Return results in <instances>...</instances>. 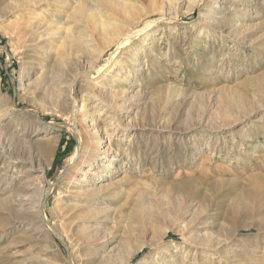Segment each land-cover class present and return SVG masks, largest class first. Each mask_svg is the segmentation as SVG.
<instances>
[{"label": "rangeland", "instance_id": "rangeland-1", "mask_svg": "<svg viewBox=\"0 0 264 264\" xmlns=\"http://www.w3.org/2000/svg\"><path fill=\"white\" fill-rule=\"evenodd\" d=\"M123 2L136 31L150 36L118 40L111 25L127 19L109 7L98 8L101 25L71 22L92 51L73 38L75 52L54 44L46 64L59 56L75 72L100 57L92 98L87 79L72 85L69 74L62 91L34 101L28 86L42 49L11 13L13 1L0 0V155L3 135L18 140L14 161L0 163V197L27 176L38 184L28 214L0 206V264H125L130 247L142 249L129 264H227V255L235 264H264V0ZM69 3L67 10L76 0ZM81 90L98 127L107 128L103 136L122 153L114 181L130 174L108 201L110 220L95 230L72 217L75 189L62 175L88 141L85 125L71 129L78 110L71 101ZM121 96L128 104L120 115L111 108ZM128 222H136L134 233Z\"/></svg>", "mask_w": 264, "mask_h": 264}, {"label": "bare ground", "instance_id": "bare-ground-1", "mask_svg": "<svg viewBox=\"0 0 264 264\" xmlns=\"http://www.w3.org/2000/svg\"><path fill=\"white\" fill-rule=\"evenodd\" d=\"M12 1L13 3L10 6L11 13L17 15L15 17L18 21L22 23L23 29H28L33 34V37L35 36L34 39L35 41L39 43L40 48L42 49L41 51L44 55V56L42 55V57H40L39 59H36L37 63H39V66L41 67L40 72L34 71L36 72L35 77L31 81V83H29V86H28V91H30V94L32 95V98L34 101H40L41 99H43L42 96L44 97L52 96V95L54 96V94L57 91L59 90L62 91L64 89L63 75H69V74L72 77V79H70L71 80L70 82L72 85H74L75 82L81 77L86 78L88 81V85L86 88L90 89L89 95L91 96L93 94L95 87L93 86L90 80V77L92 75L91 72L99 64L100 59H101L100 57L98 58H96V56L94 57L95 61L92 63L89 69L86 70V68L84 67L76 68L74 69L75 72L70 70L69 68L67 69V65H66L67 62L65 63V60H63L59 56L55 57V59H52L50 65L46 64V61L48 60L47 55L49 54V50H51L50 48L54 44L59 43L60 48L64 47L66 51L68 52V54H70L71 52H73V50L75 52V49H76L74 48V44L72 41L74 40L73 38H75L77 41L81 43V45L85 49H89V47L87 48L85 44H88V43L90 44L91 41L85 40L88 38H85L83 33L75 32L76 28H74L73 30V26L69 27L68 25L71 22L73 21L74 22H84V23H89V24L93 22L95 23L99 22L98 24L101 25V22L103 19H101L100 16L98 17V14H97L98 8H103L105 10L109 7L108 9H110L109 11H111V16L113 15L116 16V14L117 15L124 14L125 18L127 19V21L123 25H119L117 27L111 25V28H114V31H116L117 35H119L117 36L118 40L119 38L120 39L122 38L121 39L122 42H131V41H134L135 38L143 35L144 33L146 34V36L147 35L150 36L149 34L150 29L141 28L136 31V29L134 28V24H135L134 14L133 15L130 14L129 13L130 9L128 10V8H130L131 5H128V2H123V0L122 1L121 0H76L75 5L74 4H73L74 6L71 5L70 10H67L66 8L70 4L69 0H12ZM44 9H47V11H49L54 18L47 16ZM66 11H70V13L67 14ZM120 15L118 16L120 17ZM98 24L96 25V27H98ZM147 25H149V23ZM107 26L109 27V25ZM89 29H90V26H89ZM111 30H109L108 32L110 33ZM98 31H101V30H98ZM93 34H95V32ZM113 34H114V37H113ZM90 36L92 37V35ZM111 36L113 38L116 37L114 32L112 33ZM146 36L143 37L141 41L142 44H145L147 42ZM115 43L117 45H120L117 42ZM91 51L92 50H90V52ZM74 54L76 55V53ZM97 56H99V54ZM80 60L81 59L76 60V61L79 62ZM71 64L78 67L74 59L71 62ZM111 72L112 70H109V74ZM122 82H125V80L122 79ZM81 91H82L80 92L81 98L79 100L73 99V101H71L72 108L74 110H77L78 108L77 116L74 119V123H72L71 125V129L74 133L77 134L79 132L78 125L79 124L85 125L86 126V136L88 138V141L87 143L85 142L86 147H85L83 154L78 148L73 153V155L66 161V167L62 175H64L68 179L69 186L75 189V191L73 190L70 192V195L72 196V204L69 206V209L70 211L73 212L72 217L79 219V221H81L85 225L89 224L87 229L95 230V229L100 228V226L103 223L110 220L111 217H110V214H108V211L110 209L112 210V208L109 207L108 201L109 199H111V197L116 195V191H118L117 188H122L124 187V185H126L125 182L126 181L128 182V180H130L128 179L130 174H128V171H126L124 172L123 177H121L120 180L114 181L116 173L120 172V167H118V162L121 160L120 158H121L122 153L119 150L113 151L112 143H111L112 141H109L110 139L108 140V138L103 136V133L107 135L106 134L107 132L106 133L104 132L105 130H107V128L103 131L101 130L100 127H98V122L93 118L94 111L90 110L89 99L85 98L86 97L85 92L87 90H81ZM116 97H118V94L117 95L115 94L114 99ZM120 100L121 101L119 102V99H118V103H116L115 108H113L112 106L111 109L118 108L119 109L118 113L121 115L124 108H126V105L128 104V99H126L125 96H121ZM107 105L111 106V104L109 103H107ZM14 108H15V105H13V109ZM115 111L116 110H114V113L116 116L117 112ZM89 119H90V122H92V125H89ZM16 141L18 142L17 139ZM16 141L13 136L3 135L2 144L5 147L2 150L3 154L0 155V163L2 162V164H5L8 161L9 162L14 161L16 146H17ZM127 152L128 150L126 151V153ZM139 153L140 151L137 153L136 156H137V159L141 160L142 157H140ZM131 160H132V163L133 161H135V155L132 156ZM38 171L41 172L40 177L44 178V170L38 169L37 172ZM109 179L111 180L110 183L108 184L104 183ZM100 184L101 186H99ZM36 185L38 184L34 182V178H32L31 176H27L26 181L23 183L21 187H19L20 188L19 190H16L12 194H10L8 198L0 197V206L9 207L12 211H16L19 214L25 213L26 212L25 207L29 204L30 201H32V197H33L32 190L35 189ZM52 187L53 186L51 185V188ZM1 194H2V191H0V195ZM26 214L28 213L26 212ZM139 216H141V212L139 213V211H137L136 214L134 215V218L137 219ZM138 220L140 221L142 220L139 223H144L145 221V220L143 221L142 217H140ZM134 223L136 222H133V223L128 222L127 227L130 233H134L135 231L134 226H132ZM128 236L130 237L131 235L128 234ZM103 242H105V248H107L108 244L110 243V240L104 239ZM218 244H222V243H218ZM140 249H142V247H138V248L130 247V249L127 251L128 254L125 257V260H126L125 264H129L130 261L132 260L134 253ZM115 255H116L115 252H112L111 254H109L108 261L114 262L113 258L115 257ZM224 259L227 264H231L232 262L233 264H235L236 263L235 260H237V259L233 260L234 257L232 259V256H231V261H230V257H228V255L226 257L224 256ZM206 263L207 262L205 261V263L203 264H206Z\"/></svg>", "mask_w": 264, "mask_h": 264}]
</instances>
